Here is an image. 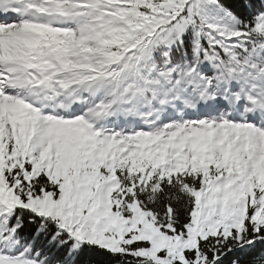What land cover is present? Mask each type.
<instances>
[{
  "label": "snow or ice",
  "instance_id": "obj_1",
  "mask_svg": "<svg viewBox=\"0 0 264 264\" xmlns=\"http://www.w3.org/2000/svg\"><path fill=\"white\" fill-rule=\"evenodd\" d=\"M0 264H264V0H0Z\"/></svg>",
  "mask_w": 264,
  "mask_h": 264
}]
</instances>
